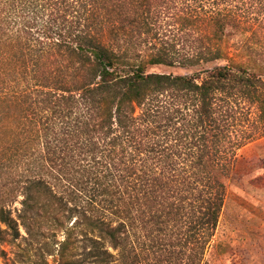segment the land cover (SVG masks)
<instances>
[{"label": "trees", "instance_id": "1", "mask_svg": "<svg viewBox=\"0 0 264 264\" xmlns=\"http://www.w3.org/2000/svg\"><path fill=\"white\" fill-rule=\"evenodd\" d=\"M236 1L0 0V257L22 239L128 264L155 209L161 234L191 225L201 264L243 146L216 101L264 75Z\"/></svg>", "mask_w": 264, "mask_h": 264}, {"label": "rangeland", "instance_id": "2", "mask_svg": "<svg viewBox=\"0 0 264 264\" xmlns=\"http://www.w3.org/2000/svg\"><path fill=\"white\" fill-rule=\"evenodd\" d=\"M215 1L217 0H210L211 3ZM234 5L247 17L244 23L245 46L254 47L257 54L263 57L264 0H237ZM169 23L173 25L171 20ZM173 28L172 32L175 30ZM253 31L257 34L255 38L251 36ZM172 35L173 33L169 36ZM230 44L229 51L236 55L233 42ZM244 49L239 55L244 54V57H247V49ZM149 71L166 74L185 73L179 68L162 66L150 67ZM260 81L255 83L257 87L255 94L223 95L216 101L218 116L221 120L224 118L230 129L228 130L230 137L241 142L243 146L238 150L232 174L226 180L227 196L216 237L201 264H264V75ZM19 209L18 203L12 207L15 216ZM146 211L150 221L145 231L146 244L142 252L136 244L139 257L134 258L132 255L128 264H199L191 243L189 233L191 225H184L180 215L171 223L174 227L172 232L167 231L164 235L159 233L158 225L151 224L155 209ZM22 234L25 236L23 230ZM62 237L59 235L58 241L62 240ZM141 242L143 240H140ZM19 243L23 250L29 249L30 256H20L17 254L21 251L20 248L7 246L5 247L7 255L0 257V264H81V250L76 252L75 259L60 263L57 255L59 245H55L54 241L50 242L49 246H46L47 242L31 245L22 239Z\"/></svg>", "mask_w": 264, "mask_h": 264}]
</instances>
